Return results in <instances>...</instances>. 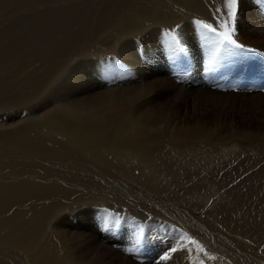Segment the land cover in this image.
I'll list each match as a JSON object with an SVG mask.
<instances>
[{
	"label": "rangeland",
	"instance_id": "obj_1",
	"mask_svg": "<svg viewBox=\"0 0 264 264\" xmlns=\"http://www.w3.org/2000/svg\"><path fill=\"white\" fill-rule=\"evenodd\" d=\"M99 1L30 0L29 3L16 5L17 2L14 0L11 5L8 2L9 6L0 7V37H4V40L0 41V67L3 66L1 68L3 70L0 72V86H4L5 89L0 97V132H3L4 127L10 125V122L16 123L27 118L31 119V123L37 121L46 110L65 115L61 109L67 105V102L72 100L76 102V100L89 98L92 94L95 96V94H107L110 91H126L128 94L135 91L134 93H139L138 97L141 99L135 106L137 111L143 112L154 109L153 112L158 113L156 122L152 125L151 134L154 138L161 140L162 147L166 145L162 138L166 137L165 118L169 120V124H172V127L168 129L169 133L178 132L180 124H186L189 128H196L198 132L211 133V136L207 140L204 138L197 140L198 143L193 147L192 155L182 156L179 151L175 150L174 145L169 147L167 145L160 156L161 168L151 166L147 159L141 157L136 151L123 149L112 152L109 156L111 164L119 171L122 170L120 172L126 176L124 178L114 172L113 178L119 180L121 185L115 187L118 192L112 198H108L109 195L104 193L107 187H105V180L102 179L105 177V170L109 176L111 168L101 167L103 165L100 164H94L93 166L84 164L85 172L77 175L90 181L91 187H95L94 190L105 189L99 193L105 196L95 197L92 195L94 193H82L80 198L75 200V197L79 196L72 193L71 200H65L66 209L62 208L61 211L55 213L56 216L58 214L55 219L58 223L54 222L55 228L61 235L60 240L64 241L61 244L65 246L66 252L70 251L69 254L78 257L87 254L89 259L93 255L97 259L102 257V261L99 259L101 261L99 264H199L198 259L200 262L205 254L200 252L195 245H192L190 239L197 241L204 249L211 248L215 251V246L219 244L217 247H224L229 251L232 249L231 246L224 243L223 238L218 236L219 233L217 232L218 228L224 223L228 222V225L231 221V225H242L249 235H252L251 231L254 235H263L264 210H258L260 208L257 206L263 196H259L258 192L255 193L251 189L254 184L263 182L264 179V149L262 148L264 147V100L262 99L264 97V55H262L264 51L258 50L256 46L245 45L247 48L257 49V54L248 52L219 53L217 62L212 65V71L206 72L205 64L213 55L211 45H208L210 47L205 46L199 39L197 45L192 44L190 46V44L186 45L184 43L187 56L180 55L173 62L166 42L151 40L153 44L150 45L152 50L148 54L149 61L138 71H127L124 74L114 72L109 76V80L98 78L96 75L90 76L89 79L87 75L82 74L81 79H85L81 80L80 86L75 90L66 92L64 86L67 80L73 73L76 74L79 69L86 67L81 58L89 52V45L93 43L90 44L92 38L87 40L85 37L88 31H84V25L86 24L84 22H92L95 31L92 29L91 34L96 31L101 32L102 27H105L106 23L103 21V17L106 11L103 12L101 6L105 7L106 3L101 5L102 3H99ZM130 1L109 0L113 4L110 5L113 10L121 7V5L128 6ZM154 1L157 3L155 10L151 9L152 13L150 10H147L150 13L143 12L145 18H148L149 22H153V24H165L166 28L170 25L166 32L176 33L177 25L174 22V17L180 15L177 7L173 5L171 10H164L162 9L163 0ZM252 1L257 16L251 18V20L254 21L259 16L264 19V6L259 3V0ZM92 6H97V8L93 9ZM201 6L204 7L205 11L206 5H202L201 2L197 6L198 10H201ZM217 7L223 8L222 0H210V7H208L204 21L208 22L210 19L208 23L215 25L216 19L213 10ZM253 15H256V12ZM51 17H54L53 24L50 21ZM139 22L144 25L143 30H141L143 33L138 37L137 35L133 36V38L131 37L132 32L127 35L135 41L136 46L141 38L152 33L151 26H147L148 21L137 20V25H139ZM237 25L238 22L236 21V39L240 35L249 36L247 35L250 34L249 30L246 32L238 31ZM22 33L26 35L23 44L20 43V40H16V36L22 35ZM94 45L97 50L99 45ZM132 54L134 57V52L130 49L129 55L126 56L127 59L132 58L130 57ZM104 57L109 59L110 55L105 54ZM121 58V56H118L115 60L120 62ZM86 74L88 73L86 72ZM258 76V84H261V86L257 89L255 88L257 84H253V82L258 79ZM240 91L244 92V98L240 97ZM150 95H153L155 99ZM193 101L195 103H192ZM122 112L123 110L109 112L104 114L103 117L106 119L114 118ZM159 115L160 118H158ZM35 117H37V120L34 119ZM10 129H13V127ZM180 131L182 133L187 132ZM108 133L110 134V132ZM256 134L260 136L257 137ZM255 137L259 140L254 139ZM229 138L232 141L231 143ZM252 142H260V148L253 149ZM246 147L248 148L246 151L248 154L244 151ZM240 149H243L242 153H239ZM204 152L208 153L205 156L206 158L199 161L201 159L199 154ZM194 153H197L198 157L194 156ZM74 160H77V164L84 163L83 158L81 159L79 156ZM158 171H161V173ZM88 172L100 175L98 177L91 176ZM102 173H104L103 177L101 176ZM127 176L130 179H127ZM121 179L122 181H128L123 183ZM123 184L126 186L124 187ZM145 184L147 185L145 186ZM124 188L127 190H124ZM215 210H217L218 217L222 220L217 217L218 225L213 224V226L211 224L213 220L209 217V214ZM117 215L120 217V226L103 230L101 218ZM141 224L144 225V231L141 235V243L137 246L134 244L135 233ZM203 225L206 227L202 228ZM212 232L216 237L210 239L209 235ZM134 247L136 248L135 252L129 253L126 251V249ZM173 247H177L178 250L171 252L167 261L161 260L160 258L169 253ZM254 247L259 251L258 255H254L255 258L264 262V240L254 244ZM189 248L192 249L190 254ZM185 251L186 253H184ZM204 251L208 253V256L205 255V257L209 262L224 258V256L215 252ZM185 255H187L186 259H184ZM20 256V264L30 263H27L24 256ZM209 256L213 259H209ZM183 260H186L187 263H184ZM244 261L256 264L252 260L245 259Z\"/></svg>",
	"mask_w": 264,
	"mask_h": 264
},
{
	"label": "bare ground",
	"instance_id": "obj_2",
	"mask_svg": "<svg viewBox=\"0 0 264 264\" xmlns=\"http://www.w3.org/2000/svg\"><path fill=\"white\" fill-rule=\"evenodd\" d=\"M13 1L14 0H0V7L7 6L9 4L8 2H10V5H11ZM16 2H17L16 5H22V3H25V2L29 3L30 0H16ZM100 2L102 3L101 5L106 3L105 7L101 6V10L103 12L106 11L104 12L105 16L103 15L104 16L103 21L106 23L105 27H102L103 29L100 28L102 30L101 32L99 31L100 33L96 31L98 33L93 32L91 34L92 29L94 28L92 26V22L82 21L86 23L84 25V29H85L84 31H88L85 37L87 38V40L88 38H92L91 40L90 39L89 40H90V44L92 42L93 43L89 45V48H90L89 52L86 50V52L88 53L84 57L81 58V61L84 64H86V67L79 69L78 70L79 72L77 71L76 74L73 73V75L67 80L64 86L66 92L75 90L77 87L80 86L79 84H81L82 81L85 79V78L83 80L81 79L82 74L87 75L89 79H90V76L92 75H96L98 78H101V79L103 78L108 79L110 75L114 74V72H117L119 74H124L127 71H130V72L138 71L144 64L147 63V61H149L148 54H149V51L152 50L150 47V45L153 44L152 41L153 40L155 41L163 40L164 42H166L167 40L165 33H167L166 31L167 29H169L168 27L170 25L166 28L165 24L163 25L161 23L153 24V22H149L148 18H145V16L143 15V12H148L149 10L151 12L152 11L151 9H154L155 6H157V3L154 0H151V1L131 0L128 6L121 5V7L117 9L114 8V10L113 8H111L113 4H111L109 0H100L99 3ZM162 2H163L162 9L171 10L172 6L175 5L177 7V11L180 12V15H177L176 17H174V22L176 23V25H179V27H176L177 28L176 34L178 38L181 40V43L182 44L186 43V45L190 44V46L192 44L193 45L199 44L200 39L198 37L197 27L194 22L197 20L204 21L205 16L207 15V12H208L207 11L208 7H210V0H163ZM200 2L202 3V5L203 4L206 5L205 11L203 9L204 7L202 6L200 7L201 10H198L197 6H199ZM107 6L109 10L107 9ZM239 6H240L239 7L240 10H239V14L237 17L238 31L240 30V31L246 32L247 30H249L250 34H247L249 36H245V37L243 35H240L237 38V40L246 46H250V47L256 46L258 50L264 51V19L259 16L254 21L251 20V18H255L257 16V11H256V8L254 7V2L252 0H240ZM92 8L93 9L97 8V6H92ZM255 12H256V15H253ZM33 18L34 16L32 17V20ZM53 19L54 17L50 18V21H52V24L54 22ZM137 20L139 21L145 20L146 22L148 21L149 23H147L148 24L147 26H151L152 33L147 34L145 37L141 38V41L138 42L136 46L135 41L131 39L133 38V36H136V35L137 37L140 36V34L143 33L141 30H143L144 28V25L140 24V22H139V25H137L136 23ZM93 30L95 31V29ZM145 31H148V30H145ZM131 32H132V36H131L132 38L130 39L129 38L130 36H127V35ZM25 36H26L25 33H22V35L16 36V40H20V43L23 44L24 43L23 39ZM3 40H4V37H0V41L2 42ZM94 44L99 45L97 50ZM130 49L134 52V57L132 54L130 56L132 58L127 59L126 56L129 55ZM105 54H109L110 58L109 59L105 58L104 57ZM118 56L122 57L120 59L121 60L120 62H117L115 60ZM2 67H0V72L3 70L1 69ZM86 72L88 74H86ZM258 83H259V76H258V79L253 82V84H257L255 88L261 86V84H258ZM261 83L263 84V82ZM134 86H137V85H134ZM4 90H5L4 86H0V97L2 95L1 93ZM134 92L132 93L130 92L131 94H128L126 93V91H120V92L110 91L107 94H98V95L95 94V96H93L92 94V96H90L89 98H86V99L83 98V100H80V101L76 100V102H74L72 100V101L67 102L66 106H64L62 109L60 108L65 113V115H62V114L60 115L57 112H54V111L51 112V110H46L43 114L40 115V118H38V120H37V117L34 118L37 121H32L31 123L30 122L31 119L27 118L26 120L22 119V121H18L16 123L10 122V125L5 126L4 127L5 130L3 132H0V264H20V260H19L20 255H22V257L24 256L26 258L25 260H27V263L30 262L29 264H99V262L102 261L101 259L102 257L99 258L101 259L100 261L99 259L96 258L95 255H93L89 259L88 258L89 256L87 254H84L82 257H78L75 255L69 254L68 252L70 251L66 252L65 246L61 244L64 241L60 240L61 235L57 232V228H55V224H54V222H57L55 221V219L58 216V214L56 216L55 213H57L58 211H61L62 208L66 209L67 206H65V200L66 199L69 200L72 193L73 194L76 193L79 196V197H75V200L80 198V195L82 193L83 194L94 193L92 195H94L95 197L105 196V195L99 194L100 192H103L105 189L104 190L95 189V190H99V191H95L94 190L95 187L94 188L91 187L90 181L85 179L83 176L77 175V174H81L82 172H85L83 168L84 164H91L92 166L94 164L96 165L100 164V165H103L101 167L106 166V167H109V169L111 168L109 172V176L107 175L106 170H105L106 178L104 177L102 179L105 180L106 182L105 187H107L104 193L109 195L108 198H112L115 195H117L116 193L118 192L115 187L121 185L119 180H117L116 178H113L114 172H116L118 175L120 174L119 176L126 178V176L122 175V173L120 172L122 170L119 171V169L115 168L111 164L109 156L112 152L117 151V150L121 151L123 149L136 151L141 157H144L145 159H147V162L151 164V166L153 165L156 168H161L162 161L160 160V156L163 153V150L165 149L167 145H168L167 147H169L170 145H174L175 150L179 151L180 155L186 156V155H192V152H193L192 149L198 143L197 140L201 138H204L205 140L210 139L211 133H205L201 131L198 132L196 128H191V127L189 128L186 126V124L184 125L180 124L178 132L169 133L170 131L168 132V129L172 127V124H169V120L165 118L166 119V122H165V131H166L165 136L166 137H162V138L164 142L166 143V145L165 147H162L161 140L154 138L151 134L152 132L151 128H152V125L156 122V117L158 116V113L153 112L154 109L152 108H150L152 110H148V111H143V112L137 111L135 106L138 103L140 98L138 97L139 93H134ZM210 94L212 93L210 92ZM239 94H241L240 97L242 98L245 97L243 96L245 95L243 91H240ZM154 95L156 96V94ZM150 96L154 98L153 95H150ZM208 96L210 95L208 94ZM262 99L264 100V97H262ZM172 100H175V99H172ZM228 100L230 101V99ZM192 103H195V102L193 101ZM243 109H244V106H243ZM119 110H123V112L117 117L107 118V119L103 117L104 114L106 113L113 112V111L117 112ZM158 118H160V115ZM20 122L22 123L21 125H20ZM11 127H13V129H10ZM232 128H233V125H232ZM180 130H184L187 132L182 133ZM248 131H252V130H248ZM108 132H110V134ZM239 133H240V130H239ZM256 136L258 137L260 135L256 134ZM257 137H255L254 139L259 140ZM237 138H238V135H237ZM239 138L241 137L239 136ZM229 142L230 143L232 142L230 138H229ZM252 145H253V149L260 148L259 147L260 142H255V143L252 142L251 146ZM248 148L246 147L244 151L246 152ZM262 148L264 149V147ZM242 152H243V149H240L239 153H242ZM204 153L199 154L200 155L199 158H201L199 159V161H203L206 158L205 156H207L208 153H205V154ZM219 154H220V151H219ZM193 155L198 157L197 153L196 154L194 153ZM78 156L81 157V159L83 158L84 163L81 162L80 164H77V160H74V158L76 159ZM222 156H219V157H222ZM217 158H218V155H217ZM158 172L161 173V171H158ZM88 173L91 174V176L95 175L98 177L100 175V174H95L94 172H88ZM103 174L104 173H102L101 175L102 177H103ZM127 179H130V178L127 176ZM172 179H174V177H172ZM127 181L128 180L122 181V182L127 183ZM146 185L147 184H145V186ZM125 186L126 185H124V187ZM124 190H127V189L124 188ZM251 190L255 193L258 192L259 196H263V198L260 197L261 198V202L259 203L260 206L259 205L257 206L258 208H260L258 210H264V179H263V182H260V183L257 182L256 184H254ZM168 195L167 197H169ZM161 202L163 201L161 200ZM219 210L220 209L218 208V211ZM221 212H220V215H221ZM218 215L219 213L217 212V210L209 214V217L213 220V223H211L212 225L213 224L218 225L217 223ZM218 218L220 219V217ZM51 219L52 221H50ZM59 220L61 219L59 218ZM220 220H222V218ZM227 223L226 224L224 223V225H221L218 228L217 232L219 234L217 232L216 233L218 234V236H221L223 238V239L221 238L222 241L224 240V243H227L228 246H231V248L234 251L232 249L227 251V249L224 247L223 248L217 247L219 244L215 246V251L208 247L209 249H204V250L209 251L211 253L215 252L219 255L224 256V258L222 259L218 258V259H215L214 261L209 262V260L206 259L205 255H203L202 258L200 259V262L198 259V263L201 264V261H202L203 264H252L249 261L247 262L244 261L245 259H247V260H252L256 264H259V263L264 264L263 261L256 259L254 256L255 254L258 255V252H259L254 247V244H258L260 240L263 241L264 234L263 235L259 234V236H257V235H254V233H252L251 231L250 233L252 235H249L248 232L245 230L244 226L240 224H239L240 226L231 225V221L229 222L228 225ZM233 223L235 222L233 221ZM200 224H201V221H200ZM203 227L205 228L206 226L203 225L202 228ZM213 234L214 232H212L209 235L210 239H213L214 237H216L215 234L214 235ZM184 253H186V251ZM186 258H187V255H185L184 259ZM183 262L187 263L186 260H183Z\"/></svg>",
	"mask_w": 264,
	"mask_h": 264
},
{
	"label": "snow or ice",
	"instance_id": "obj_3",
	"mask_svg": "<svg viewBox=\"0 0 264 264\" xmlns=\"http://www.w3.org/2000/svg\"><path fill=\"white\" fill-rule=\"evenodd\" d=\"M239 2L240 0H222L223 8L217 7L213 11L215 13L216 23H208L206 21H195L197 27V33L200 41L205 45H211L213 48V55L209 59L208 63L205 64V71H212V65L217 62V56L219 53L234 54L236 52H248L252 54H257L258 50L253 48H247L245 45L238 42L235 38L236 36V21L239 12ZM259 3L264 6V0H259ZM179 27V25H177ZM167 37L166 43L171 53V58L173 62L179 58L180 55L187 56L186 47L181 43L175 32L165 33ZM264 55V54H262ZM120 226V217L117 215L106 216L101 218V227L103 230H110L112 228H118ZM144 231V225L138 226V230L135 233L136 239L134 241L135 245L141 243V235ZM190 243L195 245L200 252H204L206 256L208 253L204 251V247L197 241L190 239ZM129 253L136 251V248L126 249ZM177 251V247L170 249L169 253L163 255L160 259L167 261L170 258V253ZM191 253L192 249H188ZM209 259L213 257L209 256ZM201 264L203 262L201 261Z\"/></svg>",
	"mask_w": 264,
	"mask_h": 264
}]
</instances>
